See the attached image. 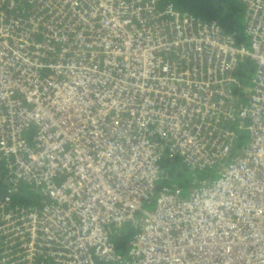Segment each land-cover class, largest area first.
<instances>
[{
	"label": "built area",
	"instance_id": "built-area-1",
	"mask_svg": "<svg viewBox=\"0 0 264 264\" xmlns=\"http://www.w3.org/2000/svg\"><path fill=\"white\" fill-rule=\"evenodd\" d=\"M243 1L249 45L173 0H0V264H264V0ZM166 154L188 192L158 188Z\"/></svg>",
	"mask_w": 264,
	"mask_h": 264
},
{
	"label": "trees",
	"instance_id": "trees-1",
	"mask_svg": "<svg viewBox=\"0 0 264 264\" xmlns=\"http://www.w3.org/2000/svg\"><path fill=\"white\" fill-rule=\"evenodd\" d=\"M178 9L189 12L193 15L199 16L203 19L217 21L228 33H234L238 43L249 45V41L243 32L245 24V7L240 0H173ZM241 75L245 82L251 81L253 71V61L248 59L241 67ZM243 143V141H242ZM240 142V147L242 146ZM1 161V160H0ZM1 163V162H0ZM3 163V162H2ZM0 164V192L8 193L9 173L5 169V165ZM161 163L166 170L167 176L158 181V188L168 184H178L179 186L187 189L191 180V173L188 166L182 162L179 156H171L166 154L163 156ZM213 170L206 168L204 171L199 172V176L203 179L205 176L212 174ZM37 195L30 191L25 192L23 195H13L10 201L13 204H29L34 201ZM137 232L136 226L133 224H125L114 227L111 234L112 240L115 243L116 249L120 254H124L128 247L130 239ZM97 264H119L117 262L98 260Z\"/></svg>",
	"mask_w": 264,
	"mask_h": 264
},
{
	"label": "flooded vegetation",
	"instance_id": "flooded-vegetation-1",
	"mask_svg": "<svg viewBox=\"0 0 264 264\" xmlns=\"http://www.w3.org/2000/svg\"><path fill=\"white\" fill-rule=\"evenodd\" d=\"M240 1L242 2V4L245 7V24L243 26V32H244L245 36L247 37V40L250 41L251 37L249 36V34H248L247 30H246L247 21H248V18H249V16H248V6L246 5V3L243 0H240ZM199 18H201V17H199ZM201 19L202 20H207V19H203V18H201ZM221 28H222V26H221ZM222 30H223V28H222ZM223 31L226 32L225 30H223ZM226 33L232 35L234 37V39L238 42V40H237V38H236L234 33H228V32H226ZM0 194H1V192H0Z\"/></svg>",
	"mask_w": 264,
	"mask_h": 264
},
{
	"label": "rangeland",
	"instance_id": "rangeland-1",
	"mask_svg": "<svg viewBox=\"0 0 264 264\" xmlns=\"http://www.w3.org/2000/svg\"><path fill=\"white\" fill-rule=\"evenodd\" d=\"M0 162L2 163V161H0ZM1 163H0V164H1ZM2 164H3V163H2ZM186 191L188 192L189 189H187ZM145 206H146L148 209L152 210L154 205H153V204H146Z\"/></svg>",
	"mask_w": 264,
	"mask_h": 264
},
{
	"label": "water",
	"instance_id": "water-1",
	"mask_svg": "<svg viewBox=\"0 0 264 264\" xmlns=\"http://www.w3.org/2000/svg\"><path fill=\"white\" fill-rule=\"evenodd\" d=\"M0 197H2V195H0Z\"/></svg>",
	"mask_w": 264,
	"mask_h": 264
}]
</instances>
